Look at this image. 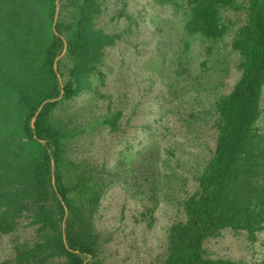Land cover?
<instances>
[{"label": "trees", "instance_id": "obj_1", "mask_svg": "<svg viewBox=\"0 0 264 264\" xmlns=\"http://www.w3.org/2000/svg\"><path fill=\"white\" fill-rule=\"evenodd\" d=\"M184 1L186 34L217 41L232 28L240 75L214 102V149L156 264H246L210 256L204 242L227 230L249 241L264 235V0ZM55 11L56 0H0V241L11 243L0 264H107L110 235L94 221L101 176L70 147L99 126L118 129L120 111L97 114L93 104L105 50L120 35L96 26L100 0H58L54 26ZM227 11L241 15L234 25ZM84 93L89 109L73 104ZM60 94L31 131L39 104Z\"/></svg>", "mask_w": 264, "mask_h": 264}, {"label": "rangeland", "instance_id": "obj_2", "mask_svg": "<svg viewBox=\"0 0 264 264\" xmlns=\"http://www.w3.org/2000/svg\"><path fill=\"white\" fill-rule=\"evenodd\" d=\"M100 1L96 26L120 37L105 50L93 109L120 111L119 126L114 132L99 126L73 141L70 154L101 176L94 221L110 235L106 263L156 264L168 226L180 217L179 201L212 154L214 102L238 79L240 57L231 50L232 28L217 41L186 34L184 0ZM223 17L234 25L241 15ZM262 97L264 107V86ZM87 98L77 97L74 106L89 109ZM204 247L212 257L246 264L264 259V235L249 241L244 232L227 230ZM10 253V237L3 236L0 261Z\"/></svg>", "mask_w": 264, "mask_h": 264}, {"label": "water", "instance_id": "obj_3", "mask_svg": "<svg viewBox=\"0 0 264 264\" xmlns=\"http://www.w3.org/2000/svg\"><path fill=\"white\" fill-rule=\"evenodd\" d=\"M57 13H58V0H56V11H55L54 22H53V25H54V26H55V23H56ZM61 55H62V54H59L58 56H56V58H55V62H56V60H57ZM55 62H54V69H55ZM57 76H58V75H57ZM58 80H59V76H58ZM59 82H60V85H61V87H62V84H61V81H60V80H59ZM62 93H63V90L61 89V94H62ZM61 94H60L57 98L46 99V100L42 101V102L39 104V106H38V108H37V111L35 112V114H34L32 120H31V131H33V124H34V120H35V117H36L37 112L42 108V106H43L44 104L52 103V102H54L55 100H57V99L61 96ZM52 170H53V166H52ZM52 182H53V176H52Z\"/></svg>", "mask_w": 264, "mask_h": 264}]
</instances>
